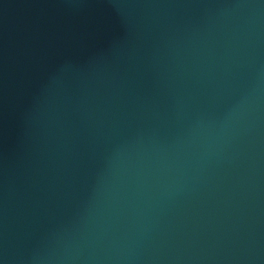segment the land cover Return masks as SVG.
<instances>
[{"label":"water","instance_id":"obj_1","mask_svg":"<svg viewBox=\"0 0 264 264\" xmlns=\"http://www.w3.org/2000/svg\"><path fill=\"white\" fill-rule=\"evenodd\" d=\"M0 264H264V0H0Z\"/></svg>","mask_w":264,"mask_h":264}]
</instances>
